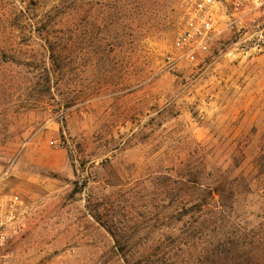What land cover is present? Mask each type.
Returning a JSON list of instances; mask_svg holds the SVG:
<instances>
[{
	"label": "rangeland",
	"instance_id": "1",
	"mask_svg": "<svg viewBox=\"0 0 264 264\" xmlns=\"http://www.w3.org/2000/svg\"><path fill=\"white\" fill-rule=\"evenodd\" d=\"M183 23L181 0H0L5 264H211L207 235L264 264V6L172 66ZM225 184L212 232L190 208Z\"/></svg>",
	"mask_w": 264,
	"mask_h": 264
},
{
	"label": "built area",
	"instance_id": "2",
	"mask_svg": "<svg viewBox=\"0 0 264 264\" xmlns=\"http://www.w3.org/2000/svg\"><path fill=\"white\" fill-rule=\"evenodd\" d=\"M182 30L167 56L168 64H200L215 40L231 24L264 6V0H181ZM18 198L0 190V264L6 263V248L13 237Z\"/></svg>",
	"mask_w": 264,
	"mask_h": 264
},
{
	"label": "trees",
	"instance_id": "3",
	"mask_svg": "<svg viewBox=\"0 0 264 264\" xmlns=\"http://www.w3.org/2000/svg\"><path fill=\"white\" fill-rule=\"evenodd\" d=\"M241 178L242 177H236L235 181H238ZM226 191L230 192V197L231 195L234 196L236 193L233 188L227 189L226 184L224 186H217L216 188L210 189L206 192V197L204 200L193 204L190 208V213L194 216H199L203 220L204 224L207 225L209 231H211V228H213L212 232L218 231L220 220L222 219L223 215L227 214V205L224 201V198L228 197L225 196ZM207 196L211 199V202H209L210 200L207 198ZM216 196L219 197L218 200H216ZM206 237L208 240H205V243L202 244V248L207 253V256L211 258V264H217V258L219 257L218 245L216 244L217 238L214 236L212 240L210 235H207Z\"/></svg>",
	"mask_w": 264,
	"mask_h": 264
}]
</instances>
